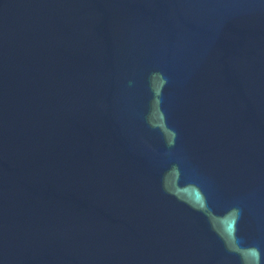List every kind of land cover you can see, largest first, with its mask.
I'll use <instances>...</instances> for the list:
<instances>
[{
	"label": "water",
	"instance_id": "95a60500",
	"mask_svg": "<svg viewBox=\"0 0 264 264\" xmlns=\"http://www.w3.org/2000/svg\"><path fill=\"white\" fill-rule=\"evenodd\" d=\"M264 257V0H162Z\"/></svg>",
	"mask_w": 264,
	"mask_h": 264
}]
</instances>
